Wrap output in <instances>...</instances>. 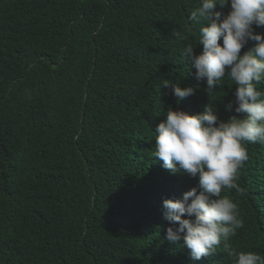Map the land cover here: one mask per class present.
<instances>
[{"label":"trees","instance_id":"trees-1","mask_svg":"<svg viewBox=\"0 0 264 264\" xmlns=\"http://www.w3.org/2000/svg\"><path fill=\"white\" fill-rule=\"evenodd\" d=\"M197 6L0 0V264H234L223 245L197 261L165 239L163 201L198 177L152 157L153 129L177 108L164 79L196 89L179 105L189 114L214 103L221 120L235 114L224 108L235 85L226 79L209 97L182 57L200 26L187 41L175 33ZM245 146L242 191L221 193L244 224L229 243L264 256V144Z\"/></svg>","mask_w":264,"mask_h":264},{"label":"clouds","instance_id":"clouds-1","mask_svg":"<svg viewBox=\"0 0 264 264\" xmlns=\"http://www.w3.org/2000/svg\"><path fill=\"white\" fill-rule=\"evenodd\" d=\"M217 5L228 8L227 14L216 10ZM195 25L200 26L197 43H186L182 57L195 69L198 86L206 83L209 97L226 79L235 85L234 99L224 105L226 112L235 114L221 120L216 103L189 114L179 105L195 95L196 89L182 88L168 79L161 82L177 108L169 107L166 119L153 129L152 157L162 161L171 174L198 177V185L182 198L163 201V218L170 224L165 239L186 247L193 260L223 245V253L234 264H264L261 254L238 251L229 243L244 224L238 204L221 195L225 189L242 191L236 180L248 159L245 145L264 144V91L257 88L264 82V29L261 34L254 31V26L264 27V0H199L176 37L187 41ZM250 41L254 47L241 55ZM200 45L202 51L196 54Z\"/></svg>","mask_w":264,"mask_h":264}]
</instances>
